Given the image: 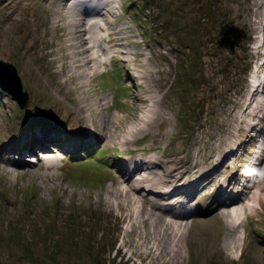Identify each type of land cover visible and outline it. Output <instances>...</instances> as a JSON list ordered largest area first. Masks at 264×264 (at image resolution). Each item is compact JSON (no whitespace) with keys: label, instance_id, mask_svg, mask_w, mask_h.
Listing matches in <instances>:
<instances>
[{"label":"rangeland","instance_id":"1","mask_svg":"<svg viewBox=\"0 0 264 264\" xmlns=\"http://www.w3.org/2000/svg\"><path fill=\"white\" fill-rule=\"evenodd\" d=\"M0 60V264H264V0H0Z\"/></svg>","mask_w":264,"mask_h":264},{"label":"bare ground","instance_id":"2","mask_svg":"<svg viewBox=\"0 0 264 264\" xmlns=\"http://www.w3.org/2000/svg\"><path fill=\"white\" fill-rule=\"evenodd\" d=\"M74 2H76V1H80V0H73ZM105 1V0H104ZM86 2H88V0H86ZM88 5V4H87ZM77 6H83L81 3H79V4H77L76 5V7ZM86 9H88L87 7H86ZM96 9V8H95ZM82 11V14L84 15V16H92L95 20H92V17H91V21L92 22H95V21H97V22H99V24L101 23V22H103V24L101 25V27H105V22H104V19L102 20V21H99V20H97V19H101L102 17H103V15L105 14V12H103L102 13V11L101 12H95V10H93L94 11V14L93 15H98L97 17H94L93 15H91V14H89V15H87L88 13V11L87 12H85V8L83 9V10H81ZM74 17V21L75 22H80V23H86V21L85 20H83V18H80V19H78L77 17H76V15H74L73 16ZM84 19H86V18H84ZM87 20V19H86ZM78 25H81V24H78ZM100 27V28H101ZM95 30H96V28H95ZM79 32H81V34H84L83 36L85 37V38H87L88 40H90V38L92 39V41H94L95 43L91 46V45H89L88 46V44H84L83 46H79V45H77L76 43H75V45H74V51H75V53L76 54H79L80 55V61H81V63H83V64H85V65H87L89 62H92V61H94L95 60V58H97V57H95V58H91V56H89L88 55V53L93 49V47H95L96 46V49L98 50V49H100V46H102L103 47V45H104V42H105V38L106 37H108V35H107V33H103L102 32V29H101V32L100 33H102L103 34V42H101V45H100V41H101V35L99 36V35H93V36H91L90 35V32H89V29H84V28H81V29H79ZM89 33V37H87V34ZM71 36V35H70ZM71 38V37H70ZM82 37H80V41H82L83 39H81ZM99 42V43H98ZM102 47H101V49L100 50H103L102 49ZM78 48V50H75V49H77ZM104 48V50L106 49V47H103ZM72 50V49H71ZM126 53H128V55L127 56H129L130 55V52H128V51H123V54H125L126 55ZM78 55V56H79ZM95 56V55H94ZM93 56V57H94ZM106 56H107V53H105L104 52V61H105V58H106ZM129 60V59H128ZM103 61V63H101V65H100V70L103 68V65H104V62ZM121 62H124V63H126L127 62V59L126 58H124V59H122L121 60ZM86 67V66H85ZM74 71V70H73ZM90 71V70H89ZM86 72V71H85ZM85 72H84V74H85ZM101 72H103V70L102 71H99V73H101ZM83 75V74H82ZM86 75H88V74H86ZM0 89H2L1 88V86H0ZM3 90V89H2ZM4 91V90H3ZM102 132V131H101ZM92 135L93 136H95L94 135V133H92ZM101 135H103V137L105 136L104 134H103V132L101 133ZM69 138H70V136H69ZM53 145V144H55V145H57V146H59V147H61V148H63L62 146H60L59 144H57L55 141H49V143H48V146L49 145ZM61 145H64V144H61ZM83 144L82 143H79L78 144V147H77V149H84L83 147H81ZM68 146H74L73 144H71V145H68ZM66 147V146H65ZM43 147H41V146H38V149H40V150H43L42 149ZM73 148V147H72ZM76 149V150H77ZM232 153H235V151H228L227 153H226V155L227 156H230ZM227 160V159H226ZM51 162V161H50ZM52 163V162H51ZM53 164V163H52ZM155 165H157V164H152V167H154ZM124 166V165H123ZM147 168V167H146ZM146 168H144V167H142V166H135L134 167V172H133V174L136 172V171H138V172H140V171H143V170H145ZM140 169V170H139ZM151 169V168H150ZM216 170L215 169H212V171H209V172H204V173H209L207 176H215L214 175V172H215ZM160 172H158V174H159ZM161 174V173H160ZM159 174V175H160ZM231 176H234L233 174L231 175ZM236 176H238V174H236ZM235 176V177H236ZM146 177V176H145ZM204 177H206V176H200V177H198L199 178V181H197L198 183H200V182H202L203 181V179H204ZM256 178V177H255ZM146 179H148V178H146ZM145 179V180H146ZM218 180V177H214L213 178V181H217ZM231 180V179H230ZM177 183V182H176ZM213 183H215V182H213ZM199 185L200 184H198V186L197 185H195V187L193 188V190H197L198 191V187H199ZM140 186V185H139ZM164 186V185H163ZM173 186H175V184H174V181L172 182V184L170 185V186H165V187H163V189L164 188H166V190H164L163 192H164V194H159V193H156V194H154L156 191H154V190H150L149 191V193H151V194H154V195H156V196H158V195H162V196H165V195H169V194H171L170 193V191L172 190V189H170V187H173ZM194 186V185H193ZM146 187H148V188H153L152 187V185H148V186H146ZM147 188V189H148ZM187 188H189V189H186V188H183V189H179V190H177V191H173V192H178V191H180V190H183L184 192H188V190H190V189H192V188H190V186H188ZM130 190H126V193H127V195L128 196H130L131 197V199H133V200H137V201H139L140 203H142L143 202V198H146V200H149V198H148V194L147 195H141V196H138V195H136L134 192H139V189L138 188H135V187H130L129 188ZM145 190H146V188H145ZM169 190V191H168ZM193 190H192V192H193ZM134 191V192H133ZM196 191V192H197ZM220 191H222V190H219V191H217L216 193H214V199L216 198V200H215V202H216V205H215V207L217 206V203L219 202H222V203H225V204H231V202H234V201H231V202H229V203H227L226 202V199L225 198H222L223 197V195H222V193L220 192ZM172 192V193H173ZM181 193H183V192H181ZM182 195V194H181ZM181 195H176V196H178L179 198H180V196ZM190 195V194H189ZM188 195V196H189ZM122 196V195H121ZM238 196H236V198H237ZM174 198H175V196H174ZM173 198V199H174ZM130 199V200H131ZM154 199V198H153ZM173 199H171V201L173 200ZM229 199H231V198H229ZM128 200V199H127ZM132 200V201H133ZM169 201V200H168ZM157 204H158V202H157ZM184 204H186V203H184ZM234 205V204H233ZM214 207V208H215ZM230 207V206H229ZM156 209V208H155ZM233 209H231V211H232ZM252 210H254V208H252ZM172 211H174L173 209H172ZM171 210H165V215H167L169 218H170V220H168L166 217H163L162 215H161V218H163V219H165L166 220V222H175L176 220V218H182L183 217V214H181V213H173V215H172V213H171V215L169 214L170 212H172ZM242 213H245V210H242ZM160 215V214H159ZM186 215V214H185ZM184 215V216H185ZM232 216V215H231ZM151 218V217H150ZM237 219V221H239L240 220V217H237L236 218ZM177 222V221H176ZM235 225H237V224H235Z\"/></svg>","mask_w":264,"mask_h":264},{"label":"water","instance_id":"3","mask_svg":"<svg viewBox=\"0 0 264 264\" xmlns=\"http://www.w3.org/2000/svg\"><path fill=\"white\" fill-rule=\"evenodd\" d=\"M9 66V69H7L6 67H8ZM4 68V69H3ZM12 68H13V70H15L16 71V69L13 67V66H11V65H8L6 62H4V61H1L0 60V86H1V88L4 90V91H8L9 90V88H8V86H9V84H12L13 83V79H12V77L10 76L11 75V73L13 72L12 71ZM11 72H10V71ZM9 76V77H8ZM20 79V78H19Z\"/></svg>","mask_w":264,"mask_h":264}]
</instances>
